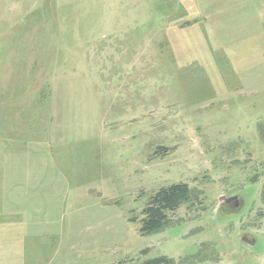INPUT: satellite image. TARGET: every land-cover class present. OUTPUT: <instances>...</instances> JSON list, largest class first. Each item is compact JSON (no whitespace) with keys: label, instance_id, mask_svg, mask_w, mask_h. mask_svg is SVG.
I'll return each instance as SVG.
<instances>
[{"label":"rangeland","instance_id":"374dc122","mask_svg":"<svg viewBox=\"0 0 264 264\" xmlns=\"http://www.w3.org/2000/svg\"><path fill=\"white\" fill-rule=\"evenodd\" d=\"M9 1L0 264H264V53L250 47L264 37L233 53L204 0H47L24 23ZM174 184L193 197L142 236L143 209Z\"/></svg>","mask_w":264,"mask_h":264},{"label":"crops","instance_id":"0c3cea01","mask_svg":"<svg viewBox=\"0 0 264 264\" xmlns=\"http://www.w3.org/2000/svg\"><path fill=\"white\" fill-rule=\"evenodd\" d=\"M4 1V0H3ZM47 0H10L9 5L12 8V20L15 19L16 14L20 13L22 10L21 20L23 23L25 21L30 20L35 14L36 10L39 8L41 4L46 3ZM224 1L226 0H204L203 1V21L205 22H213L216 21V32L213 35L215 37H232V52L235 51L242 52L239 49L240 38H261L256 37L262 35L264 37V28L263 31H257L255 29V24L257 21H262L264 23V0H229L231 1V5L233 7L224 9ZM222 21H227L228 24H220ZM246 21L248 23V27L240 28V22ZM208 24L206 25V28ZM211 28H214L211 25ZM205 31L206 36L207 31ZM29 37H32L31 28L28 31ZM250 47H253L251 52L254 53H264V38L262 40H256L255 42L250 44ZM245 53V52H244ZM252 56V55H251ZM253 57L257 56L253 54ZM251 59V58H250ZM264 60V58H263ZM258 60H254L256 63ZM4 165L2 166V171L5 174H8L9 180L11 181L15 175L14 165L16 164L14 159L4 160ZM23 181L20 183V187H25L26 182V162L23 160ZM5 176V175H4ZM4 186L8 187V194H10L9 186L10 183L7 178H4ZM30 179V178H29ZM15 182V181H13ZM19 183V182H18ZM2 185L0 186V190L5 194L6 189ZM17 187V186H16ZM15 191V190H14ZM12 191V193H14ZM13 238H15L13 236ZM25 239V238H23ZM8 244L13 245V242L8 241ZM13 248V247H12Z\"/></svg>","mask_w":264,"mask_h":264},{"label":"trees","instance_id":"16d2710c","mask_svg":"<svg viewBox=\"0 0 264 264\" xmlns=\"http://www.w3.org/2000/svg\"><path fill=\"white\" fill-rule=\"evenodd\" d=\"M257 132L264 141V121L257 123ZM193 197V191L187 184H174L155 193L142 211L139 232L142 236L162 231L169 223V214L174 213L180 206L187 203ZM264 208V187L262 190ZM264 211V209H263ZM135 221V220H134ZM172 260L160 258L148 264H172Z\"/></svg>","mask_w":264,"mask_h":264},{"label":"water","instance_id":"95a60500","mask_svg":"<svg viewBox=\"0 0 264 264\" xmlns=\"http://www.w3.org/2000/svg\"><path fill=\"white\" fill-rule=\"evenodd\" d=\"M232 200H237L238 202H236L237 203V205H239V200H238V198H228V203L230 202V201H232ZM243 241L244 242H246V243H248L249 241H247L246 239H243Z\"/></svg>","mask_w":264,"mask_h":264}]
</instances>
